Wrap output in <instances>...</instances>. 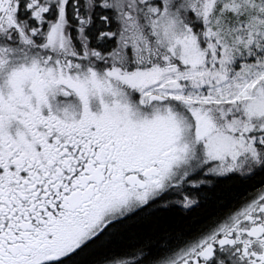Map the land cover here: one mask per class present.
I'll list each match as a JSON object with an SVG mask.
<instances>
[{
  "label": "snow or ice",
  "instance_id": "snow-or-ice-1",
  "mask_svg": "<svg viewBox=\"0 0 264 264\" xmlns=\"http://www.w3.org/2000/svg\"><path fill=\"white\" fill-rule=\"evenodd\" d=\"M0 264H264V0H0Z\"/></svg>",
  "mask_w": 264,
  "mask_h": 264
}]
</instances>
